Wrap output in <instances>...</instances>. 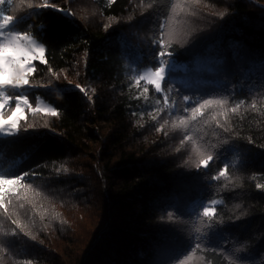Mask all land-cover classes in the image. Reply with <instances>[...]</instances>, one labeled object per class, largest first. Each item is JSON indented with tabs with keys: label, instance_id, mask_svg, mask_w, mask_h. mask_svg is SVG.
<instances>
[{
	"label": "trees",
	"instance_id": "1",
	"mask_svg": "<svg viewBox=\"0 0 264 264\" xmlns=\"http://www.w3.org/2000/svg\"><path fill=\"white\" fill-rule=\"evenodd\" d=\"M0 8L44 48L23 93L57 113L0 137V175L30 174L0 200V264H264V0ZM161 51L157 93L132 68Z\"/></svg>",
	"mask_w": 264,
	"mask_h": 264
},
{
	"label": "snow or ice",
	"instance_id": "2",
	"mask_svg": "<svg viewBox=\"0 0 264 264\" xmlns=\"http://www.w3.org/2000/svg\"><path fill=\"white\" fill-rule=\"evenodd\" d=\"M11 4V0H0V5L2 4ZM28 7L31 9L33 5L30 3ZM37 8L43 9L48 7H53L49 4H41L37 5ZM6 11L4 8H0V37L3 39L0 40V109H3L9 101L12 99L13 94H5L7 89L19 90L29 85L28 76L32 73L33 68L31 63L34 59H37L36 52L39 51V56L43 57L44 49L40 47L36 49L32 47L34 44L32 35L27 32H21L17 30V25L22 20V16L13 17L11 15H4L3 13ZM64 15H69V13L64 12ZM221 16L224 13L220 14ZM163 27V25H161ZM163 47H167V45H163ZM171 57L173 55L172 52L161 51L158 55L161 57L159 61V67H156L155 71L149 73L146 76H142L140 79H147L149 84L155 85V91L159 93L161 91V81L165 80V65L169 68L172 66L171 60H164L163 57L165 55ZM43 62V61H42ZM51 71V69H49ZM79 88L80 86L77 85ZM81 91H84L83 88H80ZM147 91V89H145ZM184 100H189V97L185 96ZM167 98L165 99V103H167ZM214 103L213 100H204L202 104H199L198 107H191V112L193 117L201 112L203 108L208 105H212ZM215 103L219 104L220 101H215ZM27 106L30 111L38 112L40 111L39 104L36 108H32L29 104V100L27 95L23 92H19L15 94V107L12 109V115L7 119L4 117L3 113L0 112V132H6L7 128H11L14 131H8V136H15L18 134V119L23 118V107ZM44 111L51 113V115L55 116L57 113L53 108H46ZM235 111V109H233ZM17 114H21L20 117ZM181 124L184 123L183 120L180 121ZM29 127H32L29 125ZM214 157L209 156L207 161H201L202 164L208 165L209 162L213 161ZM30 174L25 173L24 176H14L12 178H6L3 175H0V200L3 199V194L6 191L5 186L11 185L15 186L20 183L21 180H26ZM225 175L224 171H220L219 176L223 177ZM26 188L32 187L31 183H26L24 185ZM213 204H216L217 201H213ZM214 209H210L209 207H203V215L208 217L211 215ZM13 223L17 224V227H21L17 221H13ZM201 246L199 240L196 243V247L199 248Z\"/></svg>",
	"mask_w": 264,
	"mask_h": 264
},
{
	"label": "rangeland",
	"instance_id": "3",
	"mask_svg": "<svg viewBox=\"0 0 264 264\" xmlns=\"http://www.w3.org/2000/svg\"><path fill=\"white\" fill-rule=\"evenodd\" d=\"M0 19H2V16H0ZM3 38L2 37H0V40H2ZM34 41V44L32 45V47H34V48H36V49H39L40 47H42L43 48V46L42 45H40L37 41H35V40H33ZM44 49V48H43ZM36 56H37V59H34L33 61H32V63H31V66H32V68H33V63L34 62H42L43 61V59H44V55H43V57H40L39 56V51H37L36 52ZM170 68H172V67H170ZM167 65H165V69H166V71H165V77H166V75H167V72H168V70L170 69ZM133 69V71H134V73H135V77H136V80L137 81H141V82H145V83H147V84H149L148 83V80L147 79H144V80H141L140 78L142 77V76H146V75H148L149 73H152V72H154L155 70H151V69H137L136 67H133L132 68ZM162 82V81H161ZM150 85H152L154 88H155V85L154 84H150ZM27 88V86H25L24 88H22V89H19V90H14V89H7V90H3V91H5V94L6 95H8V94H13L12 95V99L15 101V93L16 92H25V89ZM10 100L9 101V103L3 108V109H0V112H2L3 113V115H4V117L7 119L9 116H11L12 115V110L11 111H8V112H6V113H4L5 111H6V107L8 106V105H10V103L13 101V100ZM39 104V106H40V111H38V112H42V113H49V112H46V111H44V109H46V108H52V106L50 105V104H48V103H46V102H44L43 100H40V99H38L37 101H36V103H35V105H34V108H36V106ZM23 107V113H22V116L24 115V110H25V108L27 107V106H22ZM17 116L18 117H20L21 116V114H17ZM19 120V119H18ZM8 131H14V130H12L11 128H7V130H6V132H0V137H4V136H7V132Z\"/></svg>",
	"mask_w": 264,
	"mask_h": 264
}]
</instances>
